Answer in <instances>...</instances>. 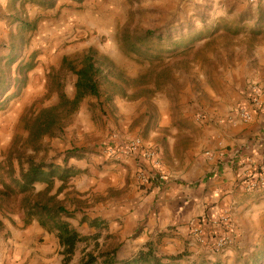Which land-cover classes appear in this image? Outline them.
<instances>
[{"label":"crops","instance_id":"1","mask_svg":"<svg viewBox=\"0 0 264 264\" xmlns=\"http://www.w3.org/2000/svg\"><path fill=\"white\" fill-rule=\"evenodd\" d=\"M17 1L0 0V16L19 11ZM246 7L264 10V4ZM255 25L264 33V20H256ZM235 74L237 80L228 76L229 88L218 92V96H208L212 102L199 122L196 140L186 144L182 140L185 136H172L167 143L153 136L143 138L160 153L161 171L167 176L163 183L144 187L137 179V162L108 160L102 154L109 144L140 137L129 132L139 116L137 107L116 102L115 111L120 117L113 129L116 138L104 145L84 136L89 128L78 127L77 134L82 137L75 147L66 150L83 151L82 158L69 161V166L82 173L70 180L59 197L74 213L67 221L83 236L93 231L100 238L106 231L118 241L121 237L125 251L130 253L127 257L154 242L161 255L179 258L175 264H236L264 246V188H246L264 161V106L255 112L251 122H244L234 112L238 106L248 104L251 83H258L264 90V41ZM226 79L227 76L224 82ZM159 117L160 131L172 124L170 111L160 108ZM150 122L148 116L145 126ZM61 185L57 183L54 194ZM226 214L231 217L232 243L222 253H215L212 244L222 231L214 222ZM84 218L98 221L99 228L82 223ZM18 226L22 234L17 239L4 240L0 247V264H66L56 232L45 229L38 220L26 225L24 218ZM196 230L205 243L195 235ZM40 239L46 242L39 253H22ZM58 248L62 253H55Z\"/></svg>","mask_w":264,"mask_h":264},{"label":"rangeland","instance_id":"2","mask_svg":"<svg viewBox=\"0 0 264 264\" xmlns=\"http://www.w3.org/2000/svg\"><path fill=\"white\" fill-rule=\"evenodd\" d=\"M32 1L18 0L19 11L11 16H0L3 23L0 26V59L9 54L8 47L18 33V24L13 18L18 13L31 20H39V28L32 35L28 53L40 52L38 67L30 74L28 87L7 110L0 112V163L6 159L16 137L22 144L28 138L21 121L24 114L31 108L41 110L58 104L57 94L46 98L48 75L52 69H60L65 58L79 64L94 51L99 57L112 60L127 78L136 79L150 71H157L159 62L153 65L129 55L123 42L126 34L143 35L151 30L174 37L187 36L191 32L203 33L206 37L184 56H167L165 63L171 72L169 80L163 82L161 88L155 89L154 83L129 88L130 96L140 88L152 90L142 98H124L119 94L120 90L114 91L110 83L101 84L100 97H87L63 132L42 141L43 150L37 154V161L55 164L63 161L66 149L75 147L79 137H82L77 134L80 126L89 128L90 131L84 133L87 139L103 143L101 145L116 138L113 129L120 119L115 111L116 102L126 107H137L139 116L130 127V133H137L144 139L153 136L165 143L172 136H185L182 140L189 144L191 140H196L200 131L199 122L203 121L205 110L212 102L208 96H218V92L229 88L231 79L228 76L237 80L236 70L246 64L264 41V33L254 34L259 31L255 27L256 20H264V10L246 7L244 0H85L81 4L60 0L53 9L42 8ZM221 20L244 31L235 36L221 30L211 36ZM76 82L77 78L73 75L67 79L65 91L70 99L75 97ZM160 108L172 114V124L161 131ZM144 110L147 112L142 113ZM148 116L152 123L145 126ZM28 154L34 153L29 151ZM44 187L37 185L38 190ZM24 218L23 211L15 214L0 211V247L4 240L17 239L22 234L18 224L23 223ZM87 231L90 233L91 229ZM96 235L93 231L90 233V236ZM120 240L121 237L118 241L102 231L100 238L79 245L74 258L77 261L73 260L72 264H78L86 252L98 255L116 251L121 258L127 257L130 253L125 251ZM45 242V239L36 240L21 251L39 253ZM55 253L62 251L58 248Z\"/></svg>","mask_w":264,"mask_h":264},{"label":"trees","instance_id":"3","mask_svg":"<svg viewBox=\"0 0 264 264\" xmlns=\"http://www.w3.org/2000/svg\"><path fill=\"white\" fill-rule=\"evenodd\" d=\"M59 1L33 0L32 3L45 9H53ZM72 1L81 4L85 0ZM13 18L18 24V33L8 47L9 54L0 59V112L7 110L11 102L23 94L29 85L30 74L38 67L40 57L38 51L28 53L32 35L38 31L39 20H31L20 13ZM221 30L235 36L244 31L241 27L235 29L228 21L221 20L210 35L218 34ZM254 34L263 33L259 30ZM205 38L203 33L193 32L178 37L151 30L143 35L126 34L123 42L129 55L153 65L159 62L157 71H150L136 79L127 78L112 60L99 57L94 51L79 64L65 58L60 69H52L48 75L46 98L57 94L58 104L41 110L31 108L24 114L21 121L28 132V138L22 144L20 138L16 137L6 159L0 163V211L12 214L23 211L26 225L38 220L45 229L56 232L64 248V261L66 264L71 263L80 244L98 239L97 236H83L67 221L74 217V213L67 210L66 201L59 198L70 180L82 173L76 167L69 166V161L82 158L83 151H67L63 164L37 161V154L43 150L42 141L63 132L87 97H100L101 84L110 83L114 91L120 90L121 96L132 99L142 98L152 90L148 87L140 88L130 96L129 88L151 83L155 84V89L161 88L162 83L169 80L171 72L165 63L167 56H184ZM70 75L77 78L73 99L65 91ZM29 151L34 154H28ZM59 182L62 185L54 194ZM37 185L45 187L38 190ZM82 223H88L91 228H99L98 221L84 218ZM178 259L161 255L157 244L151 242L125 258L119 257L116 251L98 255L86 252L80 264H175ZM236 264H264V246L256 249L249 257L240 258Z\"/></svg>","mask_w":264,"mask_h":264},{"label":"built area","instance_id":"4","mask_svg":"<svg viewBox=\"0 0 264 264\" xmlns=\"http://www.w3.org/2000/svg\"><path fill=\"white\" fill-rule=\"evenodd\" d=\"M244 1L252 7H259L264 4V0ZM249 89L248 104L238 106L234 111L244 122H251L255 117V112L264 106V90L262 87L258 83H251ZM102 154L108 160L117 162L134 160L137 162L139 166L137 179L144 187L154 183H163L167 179V176L161 171L163 165L160 153L155 147L148 146L141 137L130 138L118 144H109L102 149ZM246 188L249 191L264 188V161L258 165L256 177L248 180ZM214 224L222 232L212 244V251L222 253L232 243V236L230 234L231 217L229 214H226L219 220H216ZM194 233L201 242L205 243V239L200 235L198 230Z\"/></svg>","mask_w":264,"mask_h":264}]
</instances>
